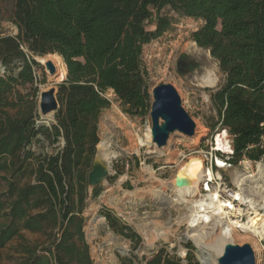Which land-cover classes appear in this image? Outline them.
Masks as SVG:
<instances>
[{"label":"trees","instance_id":"16d2710c","mask_svg":"<svg viewBox=\"0 0 264 264\" xmlns=\"http://www.w3.org/2000/svg\"><path fill=\"white\" fill-rule=\"evenodd\" d=\"M165 8L204 21L192 40L226 74L213 100L220 129L234 139L232 164L264 160V0H16L12 22L19 33L0 38V260L8 250L16 264H93L82 215L83 167L92 168L97 155L99 119L111 105L107 92L131 115L147 110L142 49L171 29L160 15ZM153 23L156 30H147ZM56 54L67 79L58 86L51 135L65 146L35 158L27 147L50 130L37 129V108L19 88L39 93L44 67L32 56ZM103 215L116 233L137 237L111 212ZM147 264L183 263L161 252ZM188 264H195L191 257Z\"/></svg>","mask_w":264,"mask_h":264},{"label":"rangeland","instance_id":"374dc122","mask_svg":"<svg viewBox=\"0 0 264 264\" xmlns=\"http://www.w3.org/2000/svg\"><path fill=\"white\" fill-rule=\"evenodd\" d=\"M15 2L16 0H0V38L17 36L19 33L12 22ZM160 15L170 19L172 26L163 36L145 44L142 49V71L146 78L148 94L147 110L140 115H131L113 91L105 94L111 105L102 112L99 119L100 147L97 153L98 157L110 166L111 176L104 186L97 188V193L87 186L82 214L85 219V239L90 247L93 264H120L124 259L133 260V264H147L161 252L165 256L180 260L183 264H188L189 257L193 263L200 264V253L195 244L182 240L188 231V226L182 223V219L187 215L185 205L166 207L155 201L154 193L165 191L171 195V190L165 183H172L181 163L188 165L192 162H203L205 153L211 152L212 138L221 133L220 115L213 97L225 85L226 74L221 71L219 63L210 51L198 47L192 40L193 33L204 25L203 20L186 17L170 8L163 9ZM147 30L155 31V23L147 24ZM182 63L185 66H182ZM43 69V72H38V83L35 86L39 93L31 86L19 88L25 101L37 108V122L40 120V95L46 90L50 77L46 67ZM211 70L219 77L216 87L203 83V77ZM4 73L5 68L0 65V76ZM64 79L65 77L59 83ZM163 84L172 85L177 90L183 107L196 125L207 130L199 145L193 146L179 133L171 135L164 151L139 144L138 136H150L153 90ZM54 125L55 117L49 125H37L38 130L45 127L50 133L40 134L27 147V151L33 153L35 158L57 155L64 149L63 138L58 142L52 139ZM105 141L110 143V151L115 154L111 160L105 156ZM256 163L258 162L244 158L224 171V178L236 188L235 177L239 174L254 173ZM259 163H264V160ZM147 167L155 171L153 179L145 172ZM83 171L88 180L91 168L84 166ZM160 194L163 195V192ZM106 211L111 212L120 223L131 230L130 234L137 237L126 238L112 230L103 215ZM248 212L249 208L246 207L244 221L247 220ZM26 237L32 241L40 239L39 235L31 233H26ZM235 244L250 245L256 256V264H264V240L258 245L259 251L254 249L251 241L237 240ZM8 257V250L2 252L0 264H16Z\"/></svg>","mask_w":264,"mask_h":264},{"label":"bare ground","instance_id":"6f19581e","mask_svg":"<svg viewBox=\"0 0 264 264\" xmlns=\"http://www.w3.org/2000/svg\"><path fill=\"white\" fill-rule=\"evenodd\" d=\"M41 61L49 73V80L54 82L46 86L45 89L48 90L66 77L67 68L63 59L57 54L43 57ZM51 64L55 67L54 72L50 69ZM203 83L206 86L216 87L219 83V77L215 71H208L207 75L203 77ZM53 117H55L54 113L49 114L41 125H49ZM206 134L207 130L197 125L194 137L188 138L184 135H179L183 139L190 141L193 146H197ZM149 135L147 138L138 136L139 144L142 146L147 145L148 148L150 146L157 148L153 143L152 130ZM216 143L218 151L232 150L227 132L221 133L217 137ZM103 146L106 158L111 160L115 154L110 151V143L105 141ZM164 149L158 150L164 151ZM145 172L151 179L154 178L155 171L151 167H147ZM177 175L188 179L190 185L178 188L173 185V181L172 183H165L170 188L171 195L165 191H162L163 195L160 194L162 192L154 193L156 196L155 201L169 208H173L176 205H185L187 215L182 219V223L188 226V231L182 240H189L195 244L200 253V264H217L225 246L227 244H235L237 240L251 241L254 249L259 251L258 245L264 240V163H257L254 173L239 174L235 177L234 182L237 190H239L237 195L239 196L240 204L232 213V218L227 216V213L221 210L222 208L213 200L202 195L201 183L205 177H212V173L210 171L207 172L203 162H192L188 165L181 163V168L177 171ZM243 205H245V208H249L247 220L245 221L239 219L244 218L245 208L241 207ZM252 210L254 213H250ZM260 211L263 213H259Z\"/></svg>","mask_w":264,"mask_h":264},{"label":"water","instance_id":"95a60500","mask_svg":"<svg viewBox=\"0 0 264 264\" xmlns=\"http://www.w3.org/2000/svg\"><path fill=\"white\" fill-rule=\"evenodd\" d=\"M42 58L41 56H32V59L36 63L45 67L41 61ZM50 69L52 72L55 71V67L52 64L50 65ZM66 79L67 74L65 79L57 85L62 84ZM53 83L48 78L47 85ZM56 86L41 92L38 126L45 122L44 119L51 113H54L56 121V114L60 109ZM153 100L150 113L152 120L151 130L153 143L158 149L166 148L173 134L179 133L188 138L195 136L197 125L183 107L181 97L172 85L163 84L156 87L153 90ZM99 147L100 144L97 146V152ZM110 171V166L102 161L97 153L88 175V187L91 190H95L98 187L104 186L111 176ZM173 185L178 188L187 187L190 185V181L185 177L177 175L173 180ZM217 264H256V256L250 245L227 244Z\"/></svg>","mask_w":264,"mask_h":264},{"label":"built area","instance_id":"2783aa9c","mask_svg":"<svg viewBox=\"0 0 264 264\" xmlns=\"http://www.w3.org/2000/svg\"><path fill=\"white\" fill-rule=\"evenodd\" d=\"M152 129V126L150 127ZM228 133V141L230 143L231 151H218L216 139L221 133ZM221 133L216 134L212 138L211 152L205 153L203 165L207 172L212 173V177H205L200 185L201 193L203 196L213 200L227 213V216L233 217L235 208L239 207L240 199L237 195V189L232 187L231 184L224 178V171L233 167L232 158L234 155L233 136L228 130L222 129ZM243 208V206H241ZM242 221L244 218H239Z\"/></svg>","mask_w":264,"mask_h":264},{"label":"flooded vegetation","instance_id":"af4514ba","mask_svg":"<svg viewBox=\"0 0 264 264\" xmlns=\"http://www.w3.org/2000/svg\"><path fill=\"white\" fill-rule=\"evenodd\" d=\"M182 66H185V65L182 63Z\"/></svg>","mask_w":264,"mask_h":264}]
</instances>
